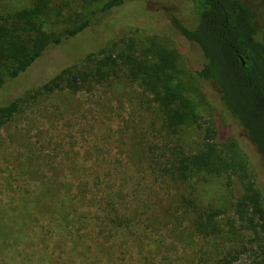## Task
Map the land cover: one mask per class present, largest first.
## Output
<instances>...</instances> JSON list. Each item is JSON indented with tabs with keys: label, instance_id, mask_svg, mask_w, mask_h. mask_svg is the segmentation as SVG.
<instances>
[{
	"label": "rangeland",
	"instance_id": "obj_1",
	"mask_svg": "<svg viewBox=\"0 0 264 264\" xmlns=\"http://www.w3.org/2000/svg\"><path fill=\"white\" fill-rule=\"evenodd\" d=\"M107 1L52 0L47 28L57 26L64 35L83 20L91 25L52 53L54 63L34 68L20 82L1 89L0 105L20 96L26 90L23 85L38 84L41 77L47 81L57 68L88 54L123 50L137 56L158 43L183 50L178 65L188 74L179 71V81L201 117L199 123L206 120V87L189 71L202 64V55L172 28V17L187 28L196 27L199 17L192 1L141 2L99 14ZM243 1L254 11L258 37L264 39V0ZM29 4L30 0H0V18ZM22 108L0 129V232L22 230L24 237L12 244L10 238L0 239V264H216L245 243L239 227L231 228L232 196L225 188L210 205L216 209L222 238L197 236L183 214L157 225L159 215L154 212L169 208L184 193L167 182L162 170L173 151L197 152L202 130L187 125L169 133L152 96L139 84L94 83L82 91L27 98ZM48 185L69 186V193L60 187L53 200L56 208L69 199L77 206L78 222L67 229L77 239V249L72 241L58 237L63 209L44 208L50 202ZM80 186L86 187L82 199ZM36 200L43 201L39 209ZM110 204L132 221L129 228L113 227ZM26 214L33 215L31 222L16 223ZM88 245L89 251L84 249Z\"/></svg>",
	"mask_w": 264,
	"mask_h": 264
},
{
	"label": "trees",
	"instance_id": "obj_2",
	"mask_svg": "<svg viewBox=\"0 0 264 264\" xmlns=\"http://www.w3.org/2000/svg\"><path fill=\"white\" fill-rule=\"evenodd\" d=\"M152 1L156 0H108L99 14H108L127 4ZM191 1L199 17L196 27L187 28L172 17V28L194 45L203 58L194 72L189 70L202 88L206 87L210 101L204 102L210 106L208 118L202 123L179 81V71H187L178 65L184 59L183 50L153 43L147 52L137 56L125 55L123 50L115 54L114 50L88 54L80 61L57 68L47 81L41 77L38 84L23 85L26 90L20 96L0 105V129L23 110L27 98L63 90L82 91L94 83L124 80L139 84L152 96L169 133L174 135L187 125L202 130L200 149L195 153L173 151L162 170L167 182L184 193L169 208L154 212L159 215L157 225L162 227L171 217L183 214L191 220L197 236L222 238L223 232L215 222L216 209L210 205L225 188L232 196L231 228L239 227L246 240L216 264H264V39L258 37L254 11L243 0ZM51 4L52 0H30L27 8L0 18V90L20 82L34 68L44 69L46 64L54 63L52 53L90 27L88 19L64 30V35L57 26L47 28ZM209 87L214 97L209 96ZM31 177L37 178L38 172ZM220 178L226 182H218ZM234 185L238 186V195L233 194ZM60 187L65 193L70 192L67 185L46 186L50 202L44 208L63 209L59 213L62 230L58 237L61 241H72L73 249H77V239L67 230L78 222L77 206L69 199L56 208L53 198ZM78 194L82 199L86 187L80 186ZM42 205L43 201L36 200L38 209ZM108 207L114 212L110 218L114 228L122 231L130 227L132 221L115 205ZM18 217L21 221L16 223L25 225L32 221L33 215ZM0 233V239L10 238L11 244L24 237L22 230ZM84 249L89 251L90 246Z\"/></svg>",
	"mask_w": 264,
	"mask_h": 264
}]
</instances>
